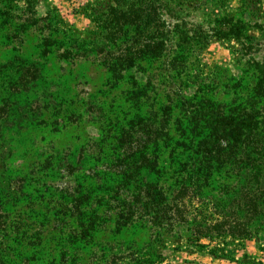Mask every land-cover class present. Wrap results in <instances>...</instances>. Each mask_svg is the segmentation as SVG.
Instances as JSON below:
<instances>
[{
    "label": "rangeland",
    "instance_id": "1",
    "mask_svg": "<svg viewBox=\"0 0 264 264\" xmlns=\"http://www.w3.org/2000/svg\"><path fill=\"white\" fill-rule=\"evenodd\" d=\"M106 1L12 0L14 13L21 18L15 22L18 26L27 16L35 21L24 24L20 31L0 26V205L5 214L4 227L0 226V264H60L65 254L66 264L73 255L81 258L80 264H88L90 254L97 255L93 264H264V225L250 237L232 236L224 231L226 226L208 235L199 233L200 222H213L221 213H230L226 204L234 194L180 192L176 188L180 178L175 179V173L186 154L179 153L181 147L171 151L178 139L167 147L159 144L155 152L159 154L155 167L159 173L140 170L141 178L148 182L159 178V185H165L162 190L173 219L185 217L170 224L168 231L150 226L147 219L116 230L113 218L105 224L106 231L96 233L89 244V237H84L89 208L81 207V212L75 213L76 221L57 204L65 195L62 188L72 192L76 184L83 187L79 194L83 201L101 195V188L82 183L91 162L87 157L84 163L82 156L91 146L97 152L102 141L108 152L114 138L132 126L137 112L130 99L136 90L133 81L142 87L149 70L154 69L152 81L158 95L154 94L153 110L160 109L167 92L171 99L176 98L174 117L184 113L190 117L192 110L182 109V101L195 96L198 100L202 92L212 97L213 89L214 98L227 106L245 105L257 83L252 58L259 63L264 60V0H172V7L182 8L181 18L189 26L209 34L218 27L216 21L239 19L248 36L244 42L252 44L251 53L234 38L212 37L190 66L188 77L173 78L162 59L154 68L144 72L132 69L116 82L104 60L117 52L111 42L98 36L93 20L96 8ZM174 41L169 51H174ZM63 50L75 57L61 55ZM149 92L152 96L153 91ZM261 100L255 110L263 113L264 96ZM262 118L259 127L264 134ZM51 158L53 167L61 172L67 161L73 162L77 183L55 170H42ZM172 181L176 184L166 188ZM93 209L101 215L104 206L93 203ZM248 218L255 226L264 222V213ZM70 230L80 239L71 240ZM159 232L162 235L158 237Z\"/></svg>",
    "mask_w": 264,
    "mask_h": 264
},
{
    "label": "trees",
    "instance_id": "2",
    "mask_svg": "<svg viewBox=\"0 0 264 264\" xmlns=\"http://www.w3.org/2000/svg\"><path fill=\"white\" fill-rule=\"evenodd\" d=\"M171 1L107 0L101 7L96 8L93 20L100 32L98 36L111 42L114 52H117L113 58L104 60L116 82L130 70L147 71L162 59L164 68L173 78L180 80L182 76L188 77L190 66L201 56L212 37L234 38L246 53H251L252 44L244 42L248 36L244 34L245 25L239 19L234 21L229 17L218 20V27L213 28L209 34L199 27L189 26L181 18L182 8L172 7ZM14 8L12 0H0L1 27L20 31L24 24L35 21L27 16L18 26L16 23L20 22L21 18H17ZM172 40H175V49L169 51ZM22 41L21 37L19 42ZM63 51L61 55L75 57L73 52ZM252 60L255 61L254 67L258 74L257 83L253 95L245 105L239 104L233 108L227 106L214 98L216 91L213 89V98L202 92L198 100L195 96L188 101H182V109L191 108L190 117L185 113L174 117L172 111L177 107V104L173 103L176 98L171 99L167 92L164 102L159 106L160 109L156 112L153 110L154 94L158 95V88L152 81L154 69L149 70L142 87H139L137 81L132 82L133 89L136 90L131 92L130 99L134 101L133 106L137 110L132 126L114 138V145L108 152L105 151L107 144L102 141L101 145L97 144V152H93L91 146L85 150L86 157L82 156L84 163L87 157L91 161L87 164L82 183L88 181L91 186L101 188V195L90 201H83L84 197L79 195L83 187L76 184L72 192L62 188L65 195L57 200L63 213L67 212L68 217L75 218L76 221L79 218L75 213H80L83 206L89 208L90 222L88 226H84V237H89L87 243L92 244L96 233L105 232V224L113 218L116 230L147 219L150 226L156 225L168 231L170 224L185 220L183 215L179 219H173L171 216V204L166 201L167 194L162 190L165 185H159V178L155 179V182H148L140 177L141 169L156 170L159 154L155 152L159 144L162 142L167 147L174 139L178 141L171 151L175 152L181 147L183 150L179 153L186 154V159L180 160L175 173V179L180 178V181L176 182V188H179L180 192L186 193L193 189L199 193L230 191L234 194L232 200L226 204L230 213H221V217L218 216L213 222H200L201 226L197 228L199 233L208 235L214 229L226 226L224 231L232 236L250 237L263 229L264 222L251 226L248 218V215L264 213V134L259 127L264 112L255 110L264 96V60L261 63L253 58ZM149 90L153 91L152 96ZM257 108L263 109L259 106ZM173 117L174 122L170 124ZM67 162L61 172V169L53 167L51 158L42 170H55L57 175L73 177L77 183L76 167L73 162ZM173 183L176 184L172 181L166 188L172 187ZM93 203L97 207L104 206L101 215L94 213ZM243 211L245 215L241 214ZM4 217L0 205V226L3 227ZM244 219L247 221H243ZM147 220L145 222H148ZM80 233H83L82 229ZM160 235L162 234L159 232L157 236ZM69 237L71 240L80 239L73 230H70ZM66 256L67 254L61 255L60 264H66ZM73 256L70 264L75 263L74 260H79L77 264L82 262L79 256ZM96 256L90 254L87 257V260H90L88 264H93L97 260Z\"/></svg>",
    "mask_w": 264,
    "mask_h": 264
}]
</instances>
